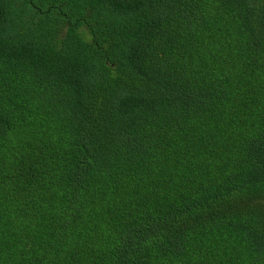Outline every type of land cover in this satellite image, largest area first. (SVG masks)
<instances>
[{"label":"trees","instance_id":"obj_1","mask_svg":"<svg viewBox=\"0 0 264 264\" xmlns=\"http://www.w3.org/2000/svg\"><path fill=\"white\" fill-rule=\"evenodd\" d=\"M0 264H264V0H0Z\"/></svg>","mask_w":264,"mask_h":264},{"label":"rangeland","instance_id":"obj_2","mask_svg":"<svg viewBox=\"0 0 264 264\" xmlns=\"http://www.w3.org/2000/svg\"><path fill=\"white\" fill-rule=\"evenodd\" d=\"M40 4H41V5H44V2H43V1H41V2H40ZM65 31H66V28H65Z\"/></svg>","mask_w":264,"mask_h":264}]
</instances>
